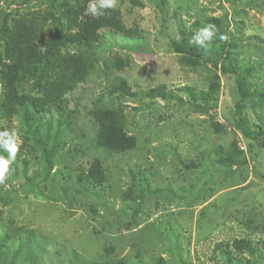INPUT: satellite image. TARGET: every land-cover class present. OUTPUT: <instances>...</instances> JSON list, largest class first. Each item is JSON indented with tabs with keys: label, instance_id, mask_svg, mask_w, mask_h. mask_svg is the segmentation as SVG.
<instances>
[{
	"label": "rangeland",
	"instance_id": "obj_1",
	"mask_svg": "<svg viewBox=\"0 0 264 264\" xmlns=\"http://www.w3.org/2000/svg\"><path fill=\"white\" fill-rule=\"evenodd\" d=\"M92 2L0 0V103L1 65L28 43L89 59L65 87L53 81L72 68L39 69L32 55L15 87L38 117L0 113V142L18 146L0 152V264H264V0H117L99 9L111 20L91 51L62 50L67 13L97 18ZM208 24L207 61L171 51ZM159 87L169 98L151 97ZM106 109L131 149L96 147Z\"/></svg>",
	"mask_w": 264,
	"mask_h": 264
},
{
	"label": "trees",
	"instance_id": "obj_2",
	"mask_svg": "<svg viewBox=\"0 0 264 264\" xmlns=\"http://www.w3.org/2000/svg\"><path fill=\"white\" fill-rule=\"evenodd\" d=\"M46 1L51 5L55 0ZM67 14L69 19L68 25L64 28L62 36H58L57 38L60 41L62 50L68 45H71L76 46V48H85L91 51L94 44L97 42L98 31L103 26H105L106 22H109L111 20L110 16H106L105 14H103L102 16H99L97 18L88 17L86 21H83L81 24L77 25L74 19L70 18V12ZM0 32H2V30ZM195 36L197 35L190 34L187 42H171V51L173 53L186 56L193 62L207 61L208 58L206 50L197 47L192 42ZM6 40L11 41L10 37H7ZM221 42V48H223V44H226V40H221ZM205 44L207 45V43ZM27 46V48H18L16 51H14L13 59L15 61L13 63H2L1 65V78L2 85L4 87V93L2 97V103H0V113H6L9 117V115H14L17 110H22L27 113V122H35L34 117H38V108L33 109L29 99L24 96H18L15 87L18 79L17 74H19V72H22V70L25 68L27 60H29L32 55L35 56V53H37V48L34 44L28 43ZM55 48L56 44L49 45V47L47 48L48 52L46 51L45 55H36V57L30 59L35 60V62L31 61V64H36L37 62L39 69H41L42 67L47 70L54 71H56V69H59L61 72H67L69 68H72V71L70 72H72L73 78L67 79V76L65 75V77L56 79L53 82H61V86L65 87H68L72 83H77L79 77H81L89 67V59H87V56H71L67 53L58 51ZM85 55H89V53L85 52ZM227 68L223 66V68L221 69V73L223 75H236V72L234 70H227ZM65 80L67 81L66 83ZM238 81V89L242 100H244L245 91L243 89V84L241 80ZM149 94L152 95L151 97L157 95L161 99L169 98L167 97L166 92L162 87L151 89L149 91ZM40 116L42 117V115ZM100 123V131L96 139L97 148L107 151L122 152L131 149L134 146L133 140L123 133L121 127L117 123V116L115 112H112L109 109L104 110L100 116ZM5 145V142H0V152L3 155H5L7 152V148ZM218 163L222 166H225L227 161L219 160ZM86 179L88 180V183L93 186L104 181L103 170L101 169V163L98 159L92 161Z\"/></svg>",
	"mask_w": 264,
	"mask_h": 264
},
{
	"label": "clouds",
	"instance_id": "obj_3",
	"mask_svg": "<svg viewBox=\"0 0 264 264\" xmlns=\"http://www.w3.org/2000/svg\"><path fill=\"white\" fill-rule=\"evenodd\" d=\"M116 2L117 0H99V9L114 8L116 6ZM99 9L97 7V4L95 2H92L89 4L86 13L91 14L94 17H98L104 14ZM216 32H217L216 26L213 24H208L207 26L200 29L198 35L193 38L192 42L197 47L206 50L208 46L205 44V41H210L213 38V36L216 34ZM220 39L226 40L227 37L221 35ZM0 135H7V133ZM5 146L7 147V150L10 152L11 156L14 157L15 153L18 150V146L15 143L14 138L10 139ZM8 171H9V161L0 157V184L4 183Z\"/></svg>",
	"mask_w": 264,
	"mask_h": 264
}]
</instances>
